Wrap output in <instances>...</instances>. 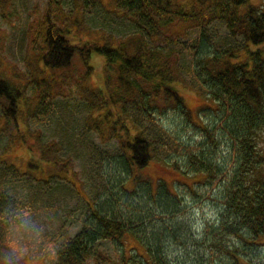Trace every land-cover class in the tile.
<instances>
[{
	"label": "rangeland",
	"instance_id": "rangeland-1",
	"mask_svg": "<svg viewBox=\"0 0 264 264\" xmlns=\"http://www.w3.org/2000/svg\"><path fill=\"white\" fill-rule=\"evenodd\" d=\"M194 1L180 0L190 14ZM262 2L249 0L257 6ZM117 5L116 0H8L0 9V79L20 81L24 89L14 100L0 97V107L16 117H9L13 123L6 117L0 119V264H59V246L88 227L90 202L93 207L129 214L131 231L142 243L159 249L166 264H212L217 250L212 249L208 233L211 224L219 223L221 181L202 185L197 182L200 176L184 174L174 163L178 160L182 169L188 168L185 151H200L202 144H211L191 118L212 127L217 123L216 113L208 112L203 94L208 95L207 91L191 73L198 45L205 40L209 51L219 53L238 49L243 58L247 42L231 34L226 20L212 11L204 13V25L183 17L167 29L175 35L166 48L177 51L184 68V77L175 86L192 115H182L171 104L166 112L158 111L155 119H150L140 105L133 101L126 104L125 120L129 117L131 125L134 120L155 147L154 159L141 171L152 181L156 196L140 187L133 192L136 184L128 182L124 165L118 164L124 151L114 130L122 132L123 127L111 126L106 117L97 125V117L106 113L104 101L114 93L117 71L108 59L94 52L85 63L76 55L67 67L41 71L48 51L44 32L48 26L64 29L69 41L79 45L94 47L104 38L116 44L118 39L136 41L133 36L138 35L133 33L140 31L136 16ZM47 11L60 16L54 15L48 22ZM163 40L165 37L160 42ZM17 123L22 136L17 135ZM35 135L53 148L50 157L62 166L64 158L70 159L69 173L64 166V170L51 167L48 155L37 146L44 143L36 141ZM227 137L223 131L216 134L217 146L207 149L214 151L219 164L231 168L236 166L232 164L235 155ZM259 145L264 147V133ZM32 160L40 162L42 168L30 167ZM10 164L19 172L9 169ZM125 181L131 193L123 189ZM167 184L177 195L175 199L160 195ZM112 198L114 205L110 206ZM138 237L127 232L124 245L128 256L131 249L134 254L135 248L145 251ZM90 246L94 254L85 264H121L120 253L125 248L120 244L104 239ZM221 261L230 262L226 257L218 263Z\"/></svg>",
	"mask_w": 264,
	"mask_h": 264
},
{
	"label": "trees",
	"instance_id": "trees-1",
	"mask_svg": "<svg viewBox=\"0 0 264 264\" xmlns=\"http://www.w3.org/2000/svg\"><path fill=\"white\" fill-rule=\"evenodd\" d=\"M54 1L58 2L50 0ZM194 2L193 12L190 14L184 10L180 0H116L117 6H122L125 11L127 9L128 15L136 16L134 21L140 30L133 33L138 35L133 36L136 41H130L129 38L118 39L116 44L104 38V42H98L94 47L85 43L79 45L69 41L64 29L57 25L48 26L44 31L48 51L43 56L41 71L67 67L76 55L84 59L85 63L94 52L108 59L109 65L117 71L112 83L114 93L105 99L106 113L97 117V125L103 123L104 117L113 123L111 126L115 124V128L117 124H121L122 132L114 130L124 151L118 164L121 167L124 165V172L130 177L128 182L136 184L133 192L140 187L155 197L152 181L141 171L154 159V143L144 130L137 127L134 120L132 125L129 117L125 120L124 115L128 111L126 104L133 101L140 105L150 119H155L158 111L166 112L171 104L182 115L191 117L192 112L185 104V97L175 86L176 82L182 81L184 68L180 67V55L176 57L177 51L166 48L168 42H173L175 35L167 32V29L171 30V25L183 17L187 20L197 19L198 26L204 25L205 12L212 11L223 17L230 33L242 36L247 42L246 47H243L246 55L242 58L238 49H228L224 53L209 51L205 40L198 45L190 65L191 73L207 91L208 95L203 94L207 97L208 112L216 113L217 123L212 127L204 120L203 123L193 118L189 120L204 135H208L211 144H202L200 151L191 148L185 151L188 168L182 169L178 160L174 167L184 174L192 172L195 173L194 176H200L197 182L202 185L208 186L218 179L221 181L223 192L219 223L211 224L208 233L212 249L215 252L217 250L212 264H220L218 261L222 257L230 261L227 264H264V147L259 145L264 133V0L258 6L250 4L249 0ZM7 4L8 0H0V9ZM245 5L248 7L244 8ZM58 14L47 11L48 22L54 15L60 16ZM161 37H165V40L160 42ZM238 57L240 58L237 59ZM21 85L17 80L0 79V97L14 100L17 93L24 92ZM8 110L12 111L13 107ZM4 117L10 122L12 117L16 120L12 112L0 107V119ZM15 129L17 135L22 136L18 123ZM222 131L228 136L227 140H231L235 155L232 164L236 166L231 168L219 164L220 159L214 156V151L207 149L209 146H217L216 134L221 135ZM35 139L43 142L40 135H35ZM43 143L42 146H37L41 153L48 155L51 167L56 170L68 168L70 159L63 157V167L58 159L50 157L53 148H49L46 142ZM29 166L42 168L40 162L33 160ZM7 167L14 172L19 170L13 164ZM66 170L69 173V168ZM56 176H60V173ZM123 185V189L131 193L126 188V181ZM160 192L164 198L175 199L177 196L168 184ZM195 193L199 195L197 191ZM88 204L91 205V221L86 229L59 246V264H85L94 254L90 245L104 239L113 240L115 244L125 248L120 253L123 258L121 264H166L159 257V249L153 250L142 243L137 233L131 231L127 225V221L131 219L129 214L109 211L103 206L93 207L91 202ZM113 205L112 198L110 206ZM127 232L138 237L145 251L135 248L134 254L131 249V255L128 256V249L124 245Z\"/></svg>",
	"mask_w": 264,
	"mask_h": 264
}]
</instances>
